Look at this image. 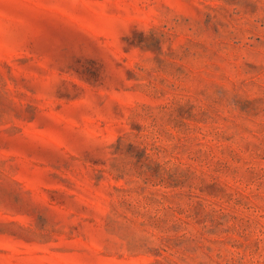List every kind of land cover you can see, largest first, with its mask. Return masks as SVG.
Listing matches in <instances>:
<instances>
[{
    "label": "rangeland",
    "instance_id": "rangeland-1",
    "mask_svg": "<svg viewBox=\"0 0 264 264\" xmlns=\"http://www.w3.org/2000/svg\"><path fill=\"white\" fill-rule=\"evenodd\" d=\"M0 264H264V0H0Z\"/></svg>",
    "mask_w": 264,
    "mask_h": 264
}]
</instances>
